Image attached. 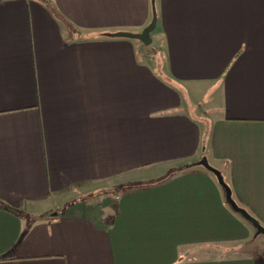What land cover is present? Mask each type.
I'll return each instance as SVG.
<instances>
[{"label": "crops", "instance_id": "0c3cea01", "mask_svg": "<svg viewBox=\"0 0 264 264\" xmlns=\"http://www.w3.org/2000/svg\"><path fill=\"white\" fill-rule=\"evenodd\" d=\"M154 7L157 73L151 0H0V264H264L198 166L264 228V0Z\"/></svg>", "mask_w": 264, "mask_h": 264}, {"label": "water", "instance_id": "95a60500", "mask_svg": "<svg viewBox=\"0 0 264 264\" xmlns=\"http://www.w3.org/2000/svg\"><path fill=\"white\" fill-rule=\"evenodd\" d=\"M154 1L155 0H151L152 20L150 24L141 31V33L133 34L127 32H119L113 34H106L105 37L134 40L141 43L144 47L150 46L151 45L150 34L151 32L154 31L156 26V13H155ZM198 166L202 167L203 169H205L207 172L211 173L215 177L218 185L224 191V198L226 204L234 213L240 215L245 221H247L255 229V236L256 237L260 235L264 236V228L254 218H252L245 210L239 208L236 205V203L233 201L231 191L229 187L225 184L221 173L211 168L205 158H202L199 161Z\"/></svg>", "mask_w": 264, "mask_h": 264}, {"label": "rangeland", "instance_id": "374dc122", "mask_svg": "<svg viewBox=\"0 0 264 264\" xmlns=\"http://www.w3.org/2000/svg\"><path fill=\"white\" fill-rule=\"evenodd\" d=\"M150 47H151V45L148 46V47H146L147 52L144 55V56H147V58H146L147 61H150V62H148L149 65L154 70H157L155 73L161 72V71H166L165 70L166 69V65L163 64V63L161 64L160 61H159L160 63L158 62V58H159V60L160 59L162 60V59H164V56H165L164 49H163V43L159 42V43H157V46L156 47H153V48H150ZM160 66L162 68L161 70H159L160 69ZM154 174H156V172L155 173H152L151 176H153ZM111 185L112 184H109L108 183L107 184V187H105L103 189V191H101L100 193H97V195L95 196L96 197V201L101 200L102 203H103V201L106 200L105 197L110 196L113 193L115 194V192L116 193L120 192V190H121L120 188H118V187L115 188L114 186H111ZM81 197L83 198V195ZM87 197L88 196H85V199L86 200L88 199ZM46 207L47 206H44V208H46ZM83 212H85V211H83ZM253 248L258 252V254L260 256H263L264 257V236H262V235L257 236L256 242H255Z\"/></svg>", "mask_w": 264, "mask_h": 264}]
</instances>
